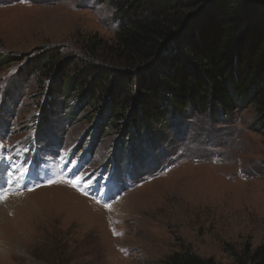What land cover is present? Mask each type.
Segmentation results:
<instances>
[{
    "label": "rangeland",
    "instance_id": "rangeland-1",
    "mask_svg": "<svg viewBox=\"0 0 264 264\" xmlns=\"http://www.w3.org/2000/svg\"><path fill=\"white\" fill-rule=\"evenodd\" d=\"M124 6L0 0V264H159L183 248L236 264L229 249L264 244V132L254 108L188 110L153 138L80 92L51 95L49 73L24 72L55 47L68 71L109 65L88 45L114 41ZM200 18L198 33L209 24Z\"/></svg>",
    "mask_w": 264,
    "mask_h": 264
},
{
    "label": "trees",
    "instance_id": "trees-1",
    "mask_svg": "<svg viewBox=\"0 0 264 264\" xmlns=\"http://www.w3.org/2000/svg\"><path fill=\"white\" fill-rule=\"evenodd\" d=\"M211 1L124 0L114 41L88 45L109 65L96 69L91 61L68 71L55 47L27 60L24 72L49 73L53 96L80 92L88 105L133 118L142 136L155 138L157 125L188 110L227 114L247 107L264 132V20L256 17L264 0ZM200 13L199 22L209 21L202 33ZM229 250L236 264H264V244ZM159 264L219 263L183 248Z\"/></svg>",
    "mask_w": 264,
    "mask_h": 264
},
{
    "label": "snow or ice",
    "instance_id": "snow-or-ice-1",
    "mask_svg": "<svg viewBox=\"0 0 264 264\" xmlns=\"http://www.w3.org/2000/svg\"><path fill=\"white\" fill-rule=\"evenodd\" d=\"M69 183H72L73 184V186H76V182H73V181H68ZM7 197H6V194H4V195H0V199H6ZM116 234H119V233H116Z\"/></svg>",
    "mask_w": 264,
    "mask_h": 264
},
{
    "label": "bare ground",
    "instance_id": "bare-ground-1",
    "mask_svg": "<svg viewBox=\"0 0 264 264\" xmlns=\"http://www.w3.org/2000/svg\"><path fill=\"white\" fill-rule=\"evenodd\" d=\"M62 168H63V167H61L60 169H62ZM61 171H64V170H61ZM68 175H69V174H68ZM65 179L67 180V178H65ZM105 189H106V188H105ZM106 192H107V191H106ZM106 192H105V193H106ZM107 193H108V192H107ZM107 193H106V194H107ZM109 193H110V192H109Z\"/></svg>",
    "mask_w": 264,
    "mask_h": 264
}]
</instances>
